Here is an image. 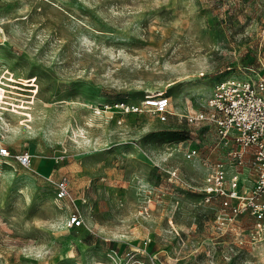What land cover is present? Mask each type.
I'll return each instance as SVG.
<instances>
[{"label": "rangeland", "instance_id": "374dc122", "mask_svg": "<svg viewBox=\"0 0 264 264\" xmlns=\"http://www.w3.org/2000/svg\"><path fill=\"white\" fill-rule=\"evenodd\" d=\"M258 76L264 0H0V136L33 155L0 166V264H264V224L217 226L203 187L223 153L182 117ZM159 93L167 122L112 109ZM62 177L74 202L55 200Z\"/></svg>", "mask_w": 264, "mask_h": 264}, {"label": "built area", "instance_id": "2783aa9c", "mask_svg": "<svg viewBox=\"0 0 264 264\" xmlns=\"http://www.w3.org/2000/svg\"><path fill=\"white\" fill-rule=\"evenodd\" d=\"M204 107L182 116L188 124H210L216 134V147L223 153V157L210 165L203 187L204 202L220 200L221 210L217 217L220 229L229 227L244 213H250L261 226L264 224V76L255 79L234 77L218 82L205 100ZM112 109L127 114L146 111L160 122H167L175 115L170 97L165 93L146 96L140 106L122 102L112 106ZM1 137L0 166L13 161L29 169L33 155L27 151L12 153ZM198 154L195 148L186 152L189 159L198 157ZM246 167L249 180L253 181L249 190L241 183ZM171 176H177L176 172H171ZM53 185L56 201L74 202L66 177L53 182ZM84 223L80 210L76 209L69 217L68 227L79 228Z\"/></svg>", "mask_w": 264, "mask_h": 264}, {"label": "crops", "instance_id": "0c3cea01", "mask_svg": "<svg viewBox=\"0 0 264 264\" xmlns=\"http://www.w3.org/2000/svg\"><path fill=\"white\" fill-rule=\"evenodd\" d=\"M221 156H223V154L222 155H220L219 157H221ZM249 180V170L247 169V168H245L244 170H243V174H242V176H241V183L244 185V181L245 180Z\"/></svg>", "mask_w": 264, "mask_h": 264}, {"label": "bare ground", "instance_id": "6f19581e", "mask_svg": "<svg viewBox=\"0 0 264 264\" xmlns=\"http://www.w3.org/2000/svg\"><path fill=\"white\" fill-rule=\"evenodd\" d=\"M1 99H4V94H3L2 89L0 88V105L2 103V100Z\"/></svg>", "mask_w": 264, "mask_h": 264}]
</instances>
